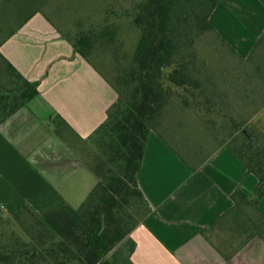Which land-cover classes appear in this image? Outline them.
<instances>
[{
  "label": "crops",
  "instance_id": "obj_1",
  "mask_svg": "<svg viewBox=\"0 0 264 264\" xmlns=\"http://www.w3.org/2000/svg\"><path fill=\"white\" fill-rule=\"evenodd\" d=\"M262 17L259 0H219L209 22L246 58L264 33ZM250 29V38L239 32ZM0 52L25 78L37 81L39 91L0 124V212L12 215L28 207L79 249L88 225L77 210L97 183L79 148L105 121L117 93L40 13ZM208 155L193 167L158 132H149L136 180L151 214L129 234L132 264H264V240L241 238L232 225L243 209L250 214L236 204L234 193L251 197L257 177L226 146ZM257 207L264 215V192ZM220 232L218 244L212 235ZM82 257L86 264L100 261L92 246Z\"/></svg>",
  "mask_w": 264,
  "mask_h": 264
},
{
  "label": "trees",
  "instance_id": "obj_2",
  "mask_svg": "<svg viewBox=\"0 0 264 264\" xmlns=\"http://www.w3.org/2000/svg\"><path fill=\"white\" fill-rule=\"evenodd\" d=\"M218 1L145 0L136 4L129 13L139 38L127 69L114 83L92 61L96 44L114 40V26L92 24L74 34L61 33L117 93L105 121L90 135L99 134L104 148L94 167L88 163L97 183L77 210L88 225L85 241L81 248L72 249L28 207L12 215L0 212V264H66V259L86 264L82 256L89 246L95 248L99 264H132L129 234L151 214L136 174L151 130L174 148L168 138L169 120L163 118L173 105L192 111L214 138L219 130L225 132L224 140L232 138L223 146L258 179L251 197L238 190L233 198L250 211L251 235L264 240V215L257 207L264 192V140L252 131L256 125L262 127L264 33L249 55L241 57L209 22ZM259 1L264 5V0ZM29 5L24 6L26 11ZM36 13L55 27L45 12L35 9L17 29ZM1 72L14 85L5 90L0 87V124L39 92L38 82L25 78L0 52ZM183 158L193 167L205 160Z\"/></svg>",
  "mask_w": 264,
  "mask_h": 264
},
{
  "label": "rangeland",
  "instance_id": "obj_3",
  "mask_svg": "<svg viewBox=\"0 0 264 264\" xmlns=\"http://www.w3.org/2000/svg\"><path fill=\"white\" fill-rule=\"evenodd\" d=\"M143 1L145 0H0V43L14 32L22 24L24 18L35 9L45 12L60 34L67 32L74 34L78 29H87L92 24L105 27L110 24L114 26L115 38L111 42L96 44L92 61L114 83L115 79L127 69L139 38V29L132 24L129 12L136 4ZM25 5L30 7L27 11L24 8ZM255 17L261 20V16L255 14ZM262 20L264 22V17ZM239 32L245 38H250L254 29ZM13 85L11 78L1 72V89L5 90L4 88L13 87ZM163 118L165 122L166 119L169 120L168 138L172 145L180 156L189 158L191 161L196 162L218 147L227 145L232 139L224 140L225 132L222 130L218 131L217 139L214 138V135L206 131L200 119L192 111H181L174 105L166 109ZM259 118L262 120V127L256 125L252 131L259 139L264 140V110ZM103 148L104 141L99 134H96L84 140L79 149L86 161L94 167L95 158L103 151ZM249 215L251 216L243 209V212L237 215L238 218L231 221L234 230L239 232L241 238L253 234L252 223L247 218ZM227 230H230L228 226L223 229V232L227 234ZM220 235L221 232L212 235L218 244ZM66 264H77V262L66 259Z\"/></svg>",
  "mask_w": 264,
  "mask_h": 264
}]
</instances>
